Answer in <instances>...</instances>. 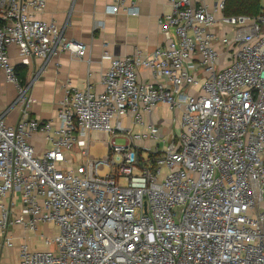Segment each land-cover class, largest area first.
Wrapping results in <instances>:
<instances>
[{"label":"built area","instance_id":"1","mask_svg":"<svg viewBox=\"0 0 264 264\" xmlns=\"http://www.w3.org/2000/svg\"><path fill=\"white\" fill-rule=\"evenodd\" d=\"M194 1L167 0L163 45L104 51L100 93L67 82L53 121L30 116L29 84L7 47L28 65L64 51L82 57L87 46L36 17L45 0H0V69L20 107L14 123L0 116V248L20 240L19 264H264V0L258 14L233 16L225 0L212 9ZM119 10L138 13L112 0L107 11ZM158 104L176 113L175 133L143 124ZM126 116L142 129L125 127ZM34 134L50 143L40 155ZM41 224L55 230L31 248L26 232Z\"/></svg>","mask_w":264,"mask_h":264},{"label":"crops","instance_id":"2","mask_svg":"<svg viewBox=\"0 0 264 264\" xmlns=\"http://www.w3.org/2000/svg\"><path fill=\"white\" fill-rule=\"evenodd\" d=\"M130 1L135 2L138 8L136 15H128L121 10L117 13L108 12L112 0H45L43 11L37 13L36 17L55 22L62 38L81 42L87 46V50L82 57L64 51L47 59L31 58L28 65H22L17 46L8 45L7 53L17 77L29 84L33 100L31 117L55 121L67 82L72 87H90L95 93H100L103 90L101 76L109 65L108 59L103 57L104 51L112 57H123L132 55L135 51L148 53L167 41L158 23L160 17L171 11L167 0H127V3ZM203 1L212 9L217 0ZM194 2L200 3L199 0ZM222 13L224 15L223 11ZM139 76L143 80H152L153 77L144 68L139 69ZM19 115L15 86L5 80L0 69V116L14 123ZM175 117L176 113L167 105L158 104L151 113L143 115V124L152 123L162 134H167L171 131ZM122 124L133 132L142 129L129 116L122 119ZM93 135L96 138L104 137L100 133ZM113 140L115 143L117 140L120 144L126 143L121 136H116ZM30 142L38 155L50 148V143L41 134L32 135ZM141 144L148 146L150 141L145 140ZM20 231V228H16L15 234H21ZM19 242L20 240L15 239L12 247L0 248V264H19Z\"/></svg>","mask_w":264,"mask_h":264},{"label":"rangeland","instance_id":"3","mask_svg":"<svg viewBox=\"0 0 264 264\" xmlns=\"http://www.w3.org/2000/svg\"><path fill=\"white\" fill-rule=\"evenodd\" d=\"M177 130L175 119L172 122L171 125V132L175 133ZM118 144H120V141H116ZM90 154H92L95 157H102L104 155V148H103V142L100 139L95 140V143L90 148ZM146 151L142 150L143 157L145 156ZM106 169L101 170L100 174H105ZM53 230H55L54 227L47 226L46 224H41L38 228V230L35 233L32 232H26V240L29 242V245L31 248H37L43 245L42 239L39 237L40 234H50ZM19 233H22L20 231Z\"/></svg>","mask_w":264,"mask_h":264},{"label":"trees","instance_id":"4","mask_svg":"<svg viewBox=\"0 0 264 264\" xmlns=\"http://www.w3.org/2000/svg\"><path fill=\"white\" fill-rule=\"evenodd\" d=\"M259 11V0H225V6L223 10L224 15L226 16L239 14L256 15L259 13Z\"/></svg>","mask_w":264,"mask_h":264}]
</instances>
